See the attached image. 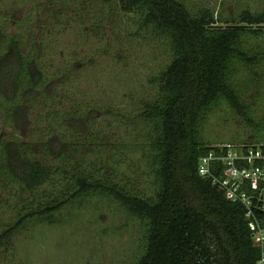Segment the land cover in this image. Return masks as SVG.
Instances as JSON below:
<instances>
[{
  "label": "trees",
  "instance_id": "trees-1",
  "mask_svg": "<svg viewBox=\"0 0 264 264\" xmlns=\"http://www.w3.org/2000/svg\"><path fill=\"white\" fill-rule=\"evenodd\" d=\"M104 1L109 2L95 3ZM110 1H116L125 14L140 15L139 26L150 27L167 41L172 53L156 79L159 96L139 116L154 129L145 134L146 140L137 135L135 144L141 139L144 145L156 194L144 197L105 179L104 173L94 175L83 165L72 166L74 160L67 154L73 139L97 137L95 112L89 110L85 118L80 111L55 110L63 91L46 74L45 48L31 32H10L0 21V110L5 112V123L19 131L31 112L46 111V119H54L52 126L59 131L57 136L44 137L43 152L21 140H0V180L21 186L19 199L26 191L33 195L29 205L20 206L14 225L0 233V249L29 223L56 224L61 210L103 197L145 224V252L137 264H256L260 250L244 207L201 177L198 167L215 145L202 138V125L221 106L238 112L256 132L249 141L226 143L264 142V123L255 120L251 104L264 98V78L257 96L252 95V86L264 77V51L249 43L264 37V11L223 19L210 9L194 13L181 0ZM224 23L226 27L219 25ZM240 74L248 78L243 86L236 80ZM46 186L52 188L48 193L43 191Z\"/></svg>",
  "mask_w": 264,
  "mask_h": 264
},
{
  "label": "rangeland",
  "instance_id": "rangeland-1",
  "mask_svg": "<svg viewBox=\"0 0 264 264\" xmlns=\"http://www.w3.org/2000/svg\"><path fill=\"white\" fill-rule=\"evenodd\" d=\"M95 1L0 0V21L10 32H31L45 48L46 74L63 91L55 110L61 114L80 111L85 118L89 110L95 112L97 137L71 140L67 155L74 160L72 166L83 165L84 171L94 175L104 173L105 179L151 197L157 187L147 171L148 157L141 139L135 145L136 136L146 140L145 134L154 129L139 116L159 96L156 79L171 61V49L150 27L139 26L137 13L125 14L116 1L100 5ZM181 1L194 13L210 9L223 19L264 11V0ZM249 43L264 51V37ZM263 78L252 86V95L259 93ZM245 79L240 74L236 80L243 86ZM255 100L251 101L252 113L258 123H264V106ZM256 101L264 102V98ZM4 115L0 110V140L31 143L36 152H43L44 137L59 133L52 126L54 119H46V111L42 115L31 112L27 125L19 131L5 123ZM252 135L256 132L245 118L226 105L210 113L201 128L208 145L249 141ZM47 187L43 189L46 193L52 190ZM21 190L17 184L0 180V233L14 225L23 203H31L29 191L19 199ZM146 237L143 221L112 199L94 197L82 200L79 207L61 210L56 224L29 223L7 248L0 249V264H137L145 252Z\"/></svg>",
  "mask_w": 264,
  "mask_h": 264
},
{
  "label": "built area",
  "instance_id": "built-area-1",
  "mask_svg": "<svg viewBox=\"0 0 264 264\" xmlns=\"http://www.w3.org/2000/svg\"><path fill=\"white\" fill-rule=\"evenodd\" d=\"M199 175L225 191L245 209L253 242L264 264V142L215 144L202 157Z\"/></svg>",
  "mask_w": 264,
  "mask_h": 264
}]
</instances>
